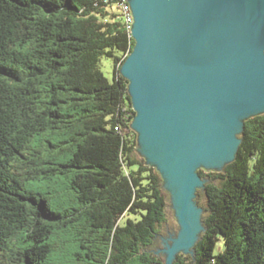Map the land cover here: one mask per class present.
<instances>
[{"label": "trees", "instance_id": "16d2710c", "mask_svg": "<svg viewBox=\"0 0 264 264\" xmlns=\"http://www.w3.org/2000/svg\"><path fill=\"white\" fill-rule=\"evenodd\" d=\"M127 28L96 0H0V264H54L66 234L84 264H160L169 199L137 152ZM240 137L235 161L199 170L206 232L173 264H264V114ZM45 179L69 206L27 189Z\"/></svg>", "mask_w": 264, "mask_h": 264}, {"label": "water", "instance_id": "95a60500", "mask_svg": "<svg viewBox=\"0 0 264 264\" xmlns=\"http://www.w3.org/2000/svg\"><path fill=\"white\" fill-rule=\"evenodd\" d=\"M135 46L121 74L139 151L157 165L183 227L167 264L197 241L198 169L235 161L245 120L264 114V0H129ZM159 252H161L159 250ZM158 255V254H155Z\"/></svg>", "mask_w": 264, "mask_h": 264}, {"label": "rangeland", "instance_id": "374dc122", "mask_svg": "<svg viewBox=\"0 0 264 264\" xmlns=\"http://www.w3.org/2000/svg\"><path fill=\"white\" fill-rule=\"evenodd\" d=\"M102 70L104 75L108 78V79H112V71H113V61L109 58H104L102 60ZM238 139H241V133H238L237 135ZM141 150V145L140 143L138 144L137 147V152L141 157H144V155H142L139 151ZM144 159L146 160V158L144 157ZM147 162V160H146ZM227 165V163L225 164ZM154 166L158 169L157 165H151ZM199 170H204V171H214L216 169H206L203 166L200 167L198 169ZM159 171V170H158ZM160 172V175L162 176V172ZM162 180H163V186H164V190L165 192L168 194V199H169V203H168V209H169V225L167 226L166 231H164L163 234H161L160 236H158L157 240H155L154 245H152L150 251L153 254H158L155 255L157 257H159L160 260V264H167V260L169 258V253H167L166 251H162V250H168L167 247H163V244L165 246H167V243L170 245V249H172V247L174 246V242L173 241H167V243L163 242L162 238L164 240L170 239V236L173 235V237H171V240H178L179 238V232H181V230L183 229L179 218L177 217V212L173 207V196H172V192L171 190H168L165 187V179L162 176ZM204 181L206 179H203ZM57 184L54 182L53 179H45V180H41V181H35V182H31L29 184H27V189L29 191L32 192H37L40 193L46 197H49L50 199V204L53 208H55L56 210H59L63 205L64 206H69V203L66 201V198L63 196H61L60 194H58L59 191L62 190L61 186L57 187ZM193 205L194 207H197V209L201 210V216L199 218V222L200 224H202V227L204 228V230H206L205 224H204V218H205V211H204V207L206 204V200H205V196H204V188L199 186L198 189H196V196L193 198ZM206 232V231H205ZM203 235V230H200L199 234H198V238L197 241L194 243V245L192 247H190L188 249V252H190L192 249L194 250L193 253L195 255V247L197 246V243L201 240ZM66 239L68 240V243L66 244V250L65 252H63V254H60L58 257H56V261L54 264H84L83 261H79L77 258V256L75 255V253L79 250V247H77V245L75 244L76 242L72 241V237L69 236V234H66ZM163 243V244H162ZM21 247H24L26 244V242H22L20 243ZM159 250L161 252H159ZM179 254H184L185 256H194L191 255V253H188L187 255L183 252V251H179L176 256H178Z\"/></svg>", "mask_w": 264, "mask_h": 264}, {"label": "built area", "instance_id": "2783aa9c", "mask_svg": "<svg viewBox=\"0 0 264 264\" xmlns=\"http://www.w3.org/2000/svg\"><path fill=\"white\" fill-rule=\"evenodd\" d=\"M97 3L105 4L108 6L114 4L117 9H119L122 21L128 27L127 29L132 34L131 30L134 28L135 20L133 16V10L131 8L129 0H96Z\"/></svg>", "mask_w": 264, "mask_h": 264}, {"label": "flooded vegetation", "instance_id": "af4514ba", "mask_svg": "<svg viewBox=\"0 0 264 264\" xmlns=\"http://www.w3.org/2000/svg\"><path fill=\"white\" fill-rule=\"evenodd\" d=\"M158 237L155 238V240H157Z\"/></svg>", "mask_w": 264, "mask_h": 264}]
</instances>
